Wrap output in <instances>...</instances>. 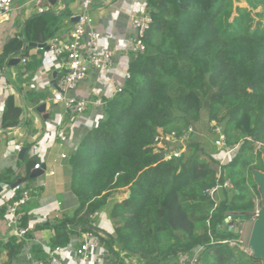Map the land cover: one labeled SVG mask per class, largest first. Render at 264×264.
<instances>
[{
	"label": "trees",
	"instance_id": "obj_1",
	"mask_svg": "<svg viewBox=\"0 0 264 264\" xmlns=\"http://www.w3.org/2000/svg\"><path fill=\"white\" fill-rule=\"evenodd\" d=\"M147 6L152 16L144 35L147 51L132 58L103 119L68 159L67 186L78 205L70 215L55 217V224L39 223L34 230L52 227L49 245L65 246L71 235L94 231L93 214L105 211L112 226L101 241L116 264H135L126 262L125 255L136 257V264H177L181 253L199 244L205 246L202 264H263L239 247L220 243L237 236L220 225L228 211L249 219L260 196L252 170L264 168L255 152V143L264 145V0H147ZM65 14L68 10L50 9L27 18L20 91L38 74L44 56L30 43L54 38ZM21 46L18 42L16 48ZM27 95L32 101L45 98ZM203 108L210 131L215 120L227 143L238 145L219 178V161L212 166L203 158L207 148L195 130ZM22 113L15 96L8 95L1 126H16ZM190 127L182 155L161 158L166 146L157 138L181 135ZM36 163L28 159L29 170ZM225 178L232 187L222 188L216 203L204 190ZM120 191L126 195L106 208L112 193ZM17 210L18 226L26 227L28 208L24 204ZM6 212L7 205H0V218ZM19 247L13 233L0 240V252L13 255ZM33 248L37 259L46 258L40 245Z\"/></svg>",
	"mask_w": 264,
	"mask_h": 264
},
{
	"label": "crops",
	"instance_id": "obj_2",
	"mask_svg": "<svg viewBox=\"0 0 264 264\" xmlns=\"http://www.w3.org/2000/svg\"><path fill=\"white\" fill-rule=\"evenodd\" d=\"M146 5L147 0H96L91 8V26L101 31L102 36L95 52L101 53L107 48L114 50L122 46L127 38L134 36L136 31L131 25L130 15L145 12ZM44 6L56 13L68 10V14L62 17L60 28L67 29L75 22L73 15L78 10L79 1L66 0L65 5L64 0H57L52 5L45 0ZM36 13L38 8L32 0H14L8 19L0 23V70L4 67L0 76V190L2 183L12 186L17 180H21L36 191L34 198L25 204L31 215L26 226L29 237L21 239L16 236L20 243L19 249L13 255H10L8 250H2L0 264H34V259L37 258L34 256L33 246L37 244L43 248L44 244L50 243V238L54 234L52 227L34 230L35 225L40 223L39 217L54 219L70 215L73 208L78 205V199L67 186L70 177L68 159L87 131L103 119L98 109L82 115H73L66 112L62 105L50 101L55 89L54 80L56 81L53 74L57 72L52 66L38 70L37 76L41 77L39 83L32 79L22 84V91L18 89V76L23 71L24 64L20 61L16 65H10L9 62L13 58H24L22 51L27 43L23 27L27 18ZM18 42L22 43L20 49L16 48ZM131 60L130 56H121L119 67L114 72L93 70L77 88L76 96L112 97L124 85ZM47 80L50 83H47ZM27 92H32L36 96L43 94L45 98L32 101ZM10 94L15 96L16 104L22 107L23 113L16 126L3 128L2 114L5 100ZM41 100H45L44 104H46L44 113L37 111ZM45 113L48 114L47 118H44ZM18 143L27 147L25 160H23L24 156L20 158L15 150V145ZM33 145L39 146L38 153L33 157L37 159V163H41L43 170L36 177L31 176L34 168L29 170L27 165L28 159L32 158ZM63 154L66 157H62ZM51 169L53 174L50 173ZM7 200L11 201L12 197L9 195ZM7 200L1 197L0 192V205L6 204ZM59 202L61 204L58 208ZM18 217L17 210V215L6 212L5 217L0 218V240H6L12 235L18 225ZM96 230L106 235L98 227Z\"/></svg>",
	"mask_w": 264,
	"mask_h": 264
},
{
	"label": "built area",
	"instance_id": "obj_3",
	"mask_svg": "<svg viewBox=\"0 0 264 264\" xmlns=\"http://www.w3.org/2000/svg\"><path fill=\"white\" fill-rule=\"evenodd\" d=\"M32 1L38 8V12H45L48 10L47 7L44 6L45 0ZM78 1V10L73 15V18H78L77 21H75L70 28L59 29L54 38L44 42L45 44L43 46L38 47L44 52L40 68L44 69L48 66L56 68V85L50 96V101H52V103L62 105L66 112L73 115H82L93 111V109H98L101 116L104 117L105 107L109 99L107 95H98L94 98H83L76 96L75 92L93 70L98 69L102 72H114L119 67L121 56L125 55L134 58L139 54L145 53L147 51V46L144 42V35L151 26L152 16L147 5L145 12L131 14L130 22L136 34L127 38L122 46L114 50L107 48L101 53H98L95 52V49L98 47L102 32L91 26V8L96 0ZM13 3L14 0H0V23L8 19ZM20 61L25 64L27 59L24 57L20 59ZM3 71L4 67L3 70H0V76ZM32 79H34L36 83H39L41 77L40 75H36ZM46 82L50 83L48 80ZM44 102L45 100H41L40 104ZM211 126H213V133L215 135L213 143L221 153L218 159L220 166L217 177L219 178L222 174V167L227 165L232 155L236 152L238 145H230L227 143L221 124L213 120L211 121ZM191 132L192 128L190 127L188 130H184L181 135L176 134V132L160 135L157 138L159 145L162 147L163 145L166 146L164 147L165 149H160V151L164 153V158L170 159L172 157H180L186 149V142ZM262 145V143H255V152H259V148ZM23 147L24 145L22 143H18L15 145V150L19 153ZM38 150L39 146L33 145L31 148V157L37 154ZM62 157H66V155L63 154ZM35 168L41 169V163H36L34 169ZM50 173L53 174V169L50 170ZM1 186V197L6 200L9 195L12 197L11 201H6V205L7 212L13 215H17L19 206L26 204L36 195V191L23 181L17 184L14 183L12 186L8 183H2ZM231 187L230 180L225 178L224 182H220L213 187L205 189L204 193L215 199L216 203H218L221 199L220 190L222 188ZM115 194H117V192L112 193L111 198ZM111 198L106 208L113 203L114 200ZM60 204V202L57 203L58 208ZM258 208L259 198H256L255 209L252 212V216L249 218L251 224L257 218ZM104 212L105 211L95 212L93 217L102 219V214ZM47 221H50L51 224L56 223L55 219H48L45 216H40L38 219L40 223ZM236 224L239 228L237 236L222 239L220 243L239 247L252 255V251L248 247L249 234L246 236V229L244 230L243 228L245 223H242L233 211H228L226 213L220 228H224L229 232H234L233 229L236 227ZM96 225L102 227L103 222L95 223V226ZM108 226L109 224L106 223L104 227L106 229L108 228L107 231L111 229L112 225ZM12 233L21 239H27L28 228L19 227L17 225ZM101 237L108 238L107 234L105 235L94 228V231L71 235L68 244L65 246L59 245L51 247L49 244H44L43 250L46 252L47 256L45 259H34V264H116L117 259L115 255L112 251L103 246ZM204 247L203 244H199L189 251L181 253L177 264H202Z\"/></svg>",
	"mask_w": 264,
	"mask_h": 264
},
{
	"label": "water",
	"instance_id": "obj_4",
	"mask_svg": "<svg viewBox=\"0 0 264 264\" xmlns=\"http://www.w3.org/2000/svg\"><path fill=\"white\" fill-rule=\"evenodd\" d=\"M52 5H54L57 0H48ZM64 3L66 5V0H64ZM77 17L73 18L74 21H77ZM45 43L41 40L39 44L37 43H30L31 46H37L41 47ZM20 63V58H13L10 60V65H16ZM54 79L57 76V72H54L53 74ZM54 83L56 85V81L54 80ZM37 111L40 113H44L46 111V104H41L37 107ZM26 115V112L24 113ZM48 114H44V118H47ZM27 151V147H23L22 150L19 152L20 158H23L24 154ZM260 156L263 162L264 166V145L260 146L259 148ZM160 157H164V153L161 152ZM43 172L42 169H33L31 172L32 177L39 176ZM252 177L253 181L255 182L257 186V190L259 192V208H258V215L257 218L253 221L249 238H248V247L252 251V256L254 258L262 260L264 264V168L263 169H253L252 170ZM21 182V180H17L15 184ZM237 214L236 212H234ZM235 233H238L239 228L236 224V227L233 229Z\"/></svg>",
	"mask_w": 264,
	"mask_h": 264
},
{
	"label": "rangeland",
	"instance_id": "obj_5",
	"mask_svg": "<svg viewBox=\"0 0 264 264\" xmlns=\"http://www.w3.org/2000/svg\"><path fill=\"white\" fill-rule=\"evenodd\" d=\"M195 130L198 133L199 137V143L206 151L202 154L203 158H205L207 161L211 163L212 166L217 165V160L220 157V151L213 145V141L215 139V135L210 131L209 129V124H208V119H207V110L205 108L202 109L201 111V119L195 124ZM161 146V145H160ZM216 159V160H215ZM126 193L124 191L117 192L111 199L113 200H121ZM242 223H245V226L243 227L244 230L246 229V236L247 234H250L251 226L252 224L250 223V219H248L245 216H237ZM98 223L103 222L102 227H99L98 229L103 231L104 233L107 232V229L104 228L106 223L109 224V226L112 224L111 220L109 219L107 212H104L102 214V219H97ZM249 223V224H248ZM95 226V228H97ZM125 260L128 263H139L136 257H130L125 255Z\"/></svg>",
	"mask_w": 264,
	"mask_h": 264
}]
</instances>
